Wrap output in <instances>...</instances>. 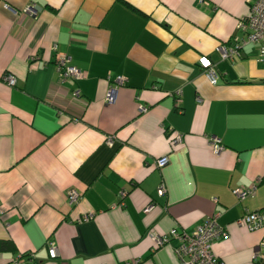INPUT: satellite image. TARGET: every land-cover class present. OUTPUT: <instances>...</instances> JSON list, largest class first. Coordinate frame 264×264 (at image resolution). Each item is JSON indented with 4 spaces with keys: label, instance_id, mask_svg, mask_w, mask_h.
I'll return each mask as SVG.
<instances>
[{
    "label": "crops",
    "instance_id": "obj_1",
    "mask_svg": "<svg viewBox=\"0 0 264 264\" xmlns=\"http://www.w3.org/2000/svg\"><path fill=\"white\" fill-rule=\"evenodd\" d=\"M247 12V0H0V239L18 251L0 264H180L176 239L151 236L212 216L219 259L264 264V227L236 222L264 209V61L253 43L217 50ZM61 54L81 78L60 76Z\"/></svg>",
    "mask_w": 264,
    "mask_h": 264
},
{
    "label": "built area",
    "instance_id": "obj_2",
    "mask_svg": "<svg viewBox=\"0 0 264 264\" xmlns=\"http://www.w3.org/2000/svg\"><path fill=\"white\" fill-rule=\"evenodd\" d=\"M248 12L238 22V30L241 35H236L232 39V43L228 46L220 45L218 47V54L222 59L233 58L239 54V49L246 44H257L259 47L260 59L264 61V0H247ZM29 13H32V8L26 9ZM55 47V46H54ZM199 63L204 71V74L214 84L217 81V75L214 70V63L207 57L203 56L199 58ZM57 70L62 78L79 79L83 76L80 69L73 66L70 63V57L68 55H57L56 58ZM4 80L9 85L15 84V78L12 75H4ZM118 82L123 81L122 76L116 78ZM79 95L78 91L73 93L74 97ZM111 100L110 92L107 93V101ZM180 140V135L174 137V142ZM214 151H220L223 147L219 143L218 139L212 137L210 139ZM109 144L112 143V137L107 139ZM167 158L162 157L157 160L158 166L166 164ZM256 185L249 187H237L233 189V193L240 200L247 196H251L255 191ZM159 191L164 192V187L161 186ZM124 191L120 192V196H124ZM80 198V193L75 190L67 192V199L70 205L77 203ZM151 205L148 206L145 211L149 210ZM88 215L84 216L87 219ZM240 226H245L248 229H256L264 227V209L260 211H254L244 214L238 221ZM226 232L216 222V217H208L202 224L198 225L191 232H176L175 230L169 231L164 235H152L151 238L157 247L163 246L169 242L170 239H176L178 244L173 248V253L178 259L180 264H226L219 259L212 250L214 241L222 236H225ZM48 253L51 257L57 254L56 245L52 240L48 241Z\"/></svg>",
    "mask_w": 264,
    "mask_h": 264
},
{
    "label": "trees",
    "instance_id": "obj_3",
    "mask_svg": "<svg viewBox=\"0 0 264 264\" xmlns=\"http://www.w3.org/2000/svg\"><path fill=\"white\" fill-rule=\"evenodd\" d=\"M2 252H9L12 254L17 253V248L14 243L10 239H0V253ZM27 257L26 253H21L19 258Z\"/></svg>",
    "mask_w": 264,
    "mask_h": 264
}]
</instances>
